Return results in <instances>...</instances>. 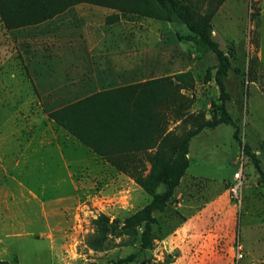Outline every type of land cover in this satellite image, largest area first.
<instances>
[{
	"label": "rangeland",
	"instance_id": "374dc122",
	"mask_svg": "<svg viewBox=\"0 0 264 264\" xmlns=\"http://www.w3.org/2000/svg\"><path fill=\"white\" fill-rule=\"evenodd\" d=\"M259 7L260 0H223L212 18L213 39L228 54L233 50L224 82L225 108L235 126L219 123L189 138L188 167L173 203L153 212L157 223L147 248L140 245L141 226L107 232L100 249L87 241L97 243L99 214L110 222L122 220L149 201L135 175L148 173L156 153L148 147L159 135L162 153L173 160L172 141L216 116L211 100H217L218 87L213 77L204 80L207 67L217 64L215 54L198 51L177 19H147L110 8L125 20L126 31L136 29L138 45L145 42L153 49V69L139 74L134 87L121 86L126 89L118 94L124 103L138 104L143 121L135 119L129 138L117 135L102 143L124 148L116 153L119 165L81 143L71 155L65 153L73 158L68 176L54 148L39 147L34 140L29 157L13 168L18 148L28 144L37 126L47 124L45 112L73 101L36 99L22 63L28 57L24 46L38 43L24 38L19 48L9 30L20 27L8 29L0 19V259L12 264H264V28L260 59ZM181 71L190 75L178 81L174 74ZM56 126L59 133L70 134ZM238 169L242 178L235 194Z\"/></svg>",
	"mask_w": 264,
	"mask_h": 264
},
{
	"label": "trees",
	"instance_id": "16d2710c",
	"mask_svg": "<svg viewBox=\"0 0 264 264\" xmlns=\"http://www.w3.org/2000/svg\"><path fill=\"white\" fill-rule=\"evenodd\" d=\"M222 2L223 0H207L205 3L203 0H0V19L8 29L36 24L63 12L74 4L89 3L115 9L118 13H129L139 17L162 21L177 19L186 26L198 51H211L216 56L217 64L207 67L204 74L205 81L213 77L218 87L217 100H211V105L217 112L216 116L212 119H203L188 135L179 136L172 141L170 151L174 155L173 160L167 159L162 153L163 138L159 135L157 142L148 147L156 149L153 159L150 158L148 173L144 177L140 174L135 175L136 182L150 195L149 201L135 212L123 217L122 220L115 217L110 222L109 216L99 214L95 219L97 225L95 238L98 244L90 238L87 241L88 246L100 249L103 240L101 237H104L107 232H114L117 229L130 231L129 228L133 226H141L140 245L142 248L150 247L153 238L151 227L153 223H157L153 212L162 211L174 201V189L188 167L186 154L189 138L203 128L214 127L219 123L235 126L225 108L228 93L224 82L230 69V56L233 55V50L230 54L221 50L212 37V18ZM212 68L215 71L211 76ZM185 75H190V73L181 71L174 74L178 81H181ZM134 86L130 85L129 88ZM124 89L126 87L93 93L49 111L48 117L98 155H106L110 162L119 165L116 153L124 151V148L114 146L104 148L102 143L105 139L117 135L129 138L135 119L139 117L143 121L144 116L137 110L139 109L136 106L138 104L132 105L126 100L124 103L119 99L118 94H121L119 91ZM235 134L236 131H234ZM125 150L128 151L130 148ZM257 168L260 170L258 166ZM161 185L165 187V190L159 192L157 189ZM0 264L12 263L0 259Z\"/></svg>",
	"mask_w": 264,
	"mask_h": 264
},
{
	"label": "crops",
	"instance_id": "0c3cea01",
	"mask_svg": "<svg viewBox=\"0 0 264 264\" xmlns=\"http://www.w3.org/2000/svg\"><path fill=\"white\" fill-rule=\"evenodd\" d=\"M115 13L107 7L79 3L42 22L9 30L11 36L15 34L19 48L24 38L38 43L24 46L28 57L24 56V64L20 60L26 68L24 80L32 87L37 100H80L102 90L136 84L139 74L153 69L150 44L138 45L136 29L126 31L125 20L120 14L114 16ZM263 19L264 0H260L257 19L260 59ZM63 40L65 43H58ZM29 48L32 49L30 54ZM48 112L44 114L47 124L37 126L28 144L18 148L12 167L29 157L27 149L37 140L39 147L54 148L68 176H72L68 165L73 158L68 159L65 153L71 155L81 147V142L71 134L59 133L60 128L48 117Z\"/></svg>",
	"mask_w": 264,
	"mask_h": 264
},
{
	"label": "built area",
	"instance_id": "2783aa9c",
	"mask_svg": "<svg viewBox=\"0 0 264 264\" xmlns=\"http://www.w3.org/2000/svg\"><path fill=\"white\" fill-rule=\"evenodd\" d=\"M241 178H242V171H241V169H238L233 174V179L237 182L236 184H234L232 186V190L234 191L235 194L237 192V188L239 186L238 183L241 180ZM237 254H238V257H241L242 256V253L240 251V247L237 248Z\"/></svg>",
	"mask_w": 264,
	"mask_h": 264
}]
</instances>
